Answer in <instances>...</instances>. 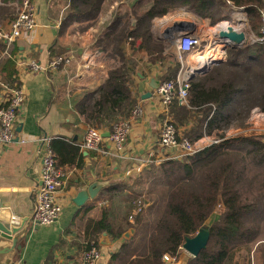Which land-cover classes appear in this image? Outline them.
Masks as SVG:
<instances>
[{
  "label": "trees",
  "instance_id": "obj_1",
  "mask_svg": "<svg viewBox=\"0 0 264 264\" xmlns=\"http://www.w3.org/2000/svg\"><path fill=\"white\" fill-rule=\"evenodd\" d=\"M105 2L68 0L62 22L98 23ZM228 7L241 8L251 29H260L264 0H149L146 4L135 0L122 12H115L113 21L104 27L95 44L109 60L107 75L96 90L75 105L84 124L110 129L117 118L130 114L137 101L133 79L138 64L133 54L137 51H142L149 62L172 61L175 66L166 77L175 79L172 71L177 70L179 63L165 52V42L153 34L154 19L187 8L195 17L214 25L226 19ZM260 35L261 31L257 36ZM4 49L5 44L0 41V87L1 83L17 84L13 62L3 54ZM253 108L264 113V39L228 47L225 59L212 62L204 73L189 79L186 103L174 101L168 115L180 134L194 142L213 130L209 135L212 138L238 120L244 123ZM52 149L62 169L80 166L83 156L78 146L58 138L53 140ZM182 158L162 161L137 175L156 176L163 187L159 190L161 195L154 198L153 192L147 191L144 197L133 187L132 195L126 194L124 212L113 217L118 226L110 225L107 212L101 211L99 230L124 239L110 253L108 264H166L164 255L176 259L185 238L193 236L218 205L222 210L210 224L206 247L190 256L185 264H251L252 251L264 254L261 137H228ZM127 183L119 180L109 190L121 191L129 187ZM246 194L252 198L248 199ZM145 203H149L147 213L142 209ZM130 227L141 229V243L135 242V235L124 238ZM91 244L100 247L95 241L87 244L84 251Z\"/></svg>",
  "mask_w": 264,
  "mask_h": 264
},
{
  "label": "crops",
  "instance_id": "obj_2",
  "mask_svg": "<svg viewBox=\"0 0 264 264\" xmlns=\"http://www.w3.org/2000/svg\"><path fill=\"white\" fill-rule=\"evenodd\" d=\"M117 2L121 8L129 7L127 0ZM19 4L20 0H0V29L9 27L17 14L13 11L14 7ZM35 4V28L12 43L6 54L3 52L13 62L14 76L17 84L23 88L25 100L15 126V136L11 143L0 150V200L7 203L12 215L27 217L34 213L42 155L38 141L21 143V140L48 137L52 144L54 139L62 138L79 147L88 127L77 114L75 105L96 90L105 79L109 67L105 52L99 51L96 45H84L80 42L83 35L78 32L68 33L69 30H66L65 33L64 29L82 23L69 20L62 22L68 0H35ZM102 15L99 22L105 21L104 26L115 17V13L108 18ZM167 15L159 20L157 26H165L163 31L173 29L178 23H191L197 19L194 15L191 17V14L187 16L182 13V17L174 19L172 15ZM156 36L161 38L160 35ZM60 53L73 55L69 66L47 72H33L21 64L29 59L44 64L50 57ZM169 54L176 59L173 48ZM133 55L138 61L137 73L133 78L136 103L142 106V115L131 121L130 131L121 150L112 147L109 136H104L101 142L104 153L79 148L83 156L80 166L61 168L65 176L56 197L62 212L51 225L33 221L29 224L19 240L21 249L17 253L23 264H80L85 246L95 241L100 245V256L96 264H108L110 253L116 251L124 241L122 238L111 237L106 230H99L100 224L97 221L103 210L107 212L110 225L118 226L113 217L119 213L118 198L125 202L126 194L133 193L130 179L144 169L158 166L169 153L158 145L159 129L164 118L169 117L168 111H163L154 95L155 89L150 84L152 80L167 78L166 75L175 66L170 60L149 62L142 51ZM178 70L179 67L172 71L174 75ZM148 93L151 95L146 97ZM100 129L104 130L103 135L109 132L107 128ZM119 180L128 182L129 187L121 191L109 190ZM100 182L103 186L94 198L89 197L82 206L72 201L78 191L88 189L92 193L90 187L94 185L95 189V184ZM148 205L142 204L144 213ZM126 231L129 234L124 235V238L135 235V242L141 243V229L137 231L135 227H130ZM104 232L110 241L108 246L99 243ZM190 256L181 248L179 256L166 264H185ZM251 264H264V254L252 251Z\"/></svg>",
  "mask_w": 264,
  "mask_h": 264
},
{
  "label": "built area",
  "instance_id": "obj_3",
  "mask_svg": "<svg viewBox=\"0 0 264 264\" xmlns=\"http://www.w3.org/2000/svg\"><path fill=\"white\" fill-rule=\"evenodd\" d=\"M239 10H241V12L243 11L240 8ZM238 13L240 14V12ZM36 15L37 9L35 0L20 1L19 10L15 18L10 22L9 27L6 29H0V41L5 44V54L7 53L8 47L12 43L35 28ZM261 15L262 21L264 22V10H262ZM194 20L195 21H192L191 23H186L187 25H185L182 29H177L175 26L173 29H167V32H165L162 36L160 35L163 41H169V43L172 44L169 49H165V52H170L173 48L176 60L179 63V70L175 75V79L165 78L160 80L158 87L154 90V95L165 113H167L169 106L174 101H178L180 104L186 103L190 76L196 69L201 68L204 65L209 66L207 63L208 59L201 62L195 57L196 55L201 54L207 49H215L217 54H219L217 58H226V49L223 50V44L218 41L217 31L221 28L225 29L229 25H231L236 31H241L237 26L231 24L228 20H223L215 24L210 30L208 29L204 32V27L199 25L197 22L198 18ZM222 22H226L225 27L220 26V23ZM263 35L264 27L262 26L260 37H253L252 41H262L264 38L261 36ZM206 37L213 41V45L209 47L206 45L204 46L205 48H201L203 47L201 44L203 42L202 40ZM128 40H131V38ZM126 45H128V43H126ZM72 61L73 55L71 53H64L50 57L44 64H41L34 59L25 60L21 62V64L23 63L33 72H47L58 68H65L69 66ZM24 100L25 93L20 85H8L1 83L0 150L11 143L15 136V126L18 122L20 110ZM142 110V106L139 103H136L128 116L119 117L111 124L110 129H108L109 140L111 141L112 147H114L117 151L123 148V144L130 131L131 121L140 117L142 115ZM251 113V121L254 124L251 128L256 130V126L261 123L259 124L254 120L263 115V113H261L258 108H253ZM239 124L240 123L237 121V123L227 126L228 128L226 130L223 128L221 133L216 134L212 138H209V135L212 134L213 130L209 133H205L194 142H190L186 137L180 134V132L169 120V117L166 116L159 129L158 145L163 149L168 150L169 153L165 159L180 158L201 150L212 143L220 142L225 137L234 136L237 130L242 129V127H239ZM218 126H223V124ZM103 131L104 130H101L100 128L88 127L79 148L87 151L94 150L104 153L105 150L101 147V142L104 139ZM32 140L40 143V153L42 155L40 165V184L38 185L36 191L32 219L33 222L37 224L51 225L59 218L62 212V206L57 200L56 192L60 189L64 181L65 173L61 167L57 165V157L52 149V144L49 138H27L22 139L21 143ZM140 207L141 205H139L137 211L140 210ZM13 221L17 222L18 218L15 217ZM99 256V247L91 244L90 247L82 253L80 264H96ZM172 259L173 258L168 255L163 256V260L165 262ZM11 264H23V262L16 257L13 259Z\"/></svg>",
  "mask_w": 264,
  "mask_h": 264
},
{
  "label": "rangeland",
  "instance_id": "obj_4",
  "mask_svg": "<svg viewBox=\"0 0 264 264\" xmlns=\"http://www.w3.org/2000/svg\"><path fill=\"white\" fill-rule=\"evenodd\" d=\"M116 1H118V0H106V2L103 5V9H102L104 17L108 18V16H110L111 14H113L115 12H122L124 10L125 7L121 8V5L118 2L116 4ZM134 1L135 0H127L129 5L131 3H133ZM142 2L146 4V3L149 2V0H142ZM19 5L14 7V10H13L14 13L18 12ZM236 9L239 10V8H237V7H228V9L226 10V15H227L226 19H223V20H228L231 24L237 26L241 31H243L244 34H245L244 44L245 43L251 44V43H253L252 38L253 37H258L257 35H259L262 26L264 27V22L262 21V18H261L260 29L257 32L253 31L251 29L250 25H249L247 14L244 11L241 12V10L238 11ZM114 10H115V12H114ZM238 12H240V14ZM172 13H174V14H172ZM172 13H168L167 16L172 15L173 16L172 18L174 19V18H177V17H182L181 14L183 13V14H187V16L191 14V17H193V13H191L187 8H183V9L181 8V9L175 11V12H172ZM161 18L154 19L153 34H155V35H161L162 36L164 34V32H167V31H163L165 29V26H161L160 28L157 27L159 25V20ZM197 22L199 23V25L204 27V29H203L204 32H206L208 29L210 30L215 25V24L211 25L207 19H199L198 18ZM219 22H221V21H219ZM104 23H105V21L98 22V23L95 22V23H92L91 25H88L87 23L82 22L81 24H77L75 26H70L69 28H66L64 30H65V33H66V30H69L68 33H77L78 32L79 34L83 35L80 38V40H81L80 42L84 43V45L90 46V44L91 45L92 44L93 45L96 44V41H97V39L99 37V34H101V32L103 31V29L105 27ZM169 26H171V25H168V27ZM175 26H177V25H175ZM170 29H172V28H169L168 30H170ZM261 37L264 38V35L261 36ZM202 41L203 42L201 44H202L203 47H201V48H205L204 46H206V45H207V47L213 45V41L211 39L207 38V37L203 38ZM171 46H172V44L169 43V41L165 42L166 49L167 48L169 49V47H171ZM213 52H216V51H213ZM261 113H263V112H261ZM251 115H252V113L248 116V119H247V121L245 123H241L240 122L241 120H238V122H240L239 127H242V129L237 130L236 134H234L233 137L245 136V135H257V136L261 137V139L264 138V113L259 118L254 120L255 122H257L259 124L261 123L260 125L256 126L257 127L256 130L251 128L254 125L252 123V121H251V117H250ZM227 138L228 137H225L223 139H227ZM170 159H174V158H168V159H165L164 161L170 160ZM183 159H185V157H183L182 160ZM155 178H156V176L152 177L150 174L144 173L139 178H138L137 175H134V177L131 178L129 182L132 181L133 187H135V190L137 192H141L144 197L146 196V192L147 191H152L154 195L153 196L151 195V197L157 198L159 195H161L159 190L163 189V187L161 186L162 185L161 182L158 181ZM133 187H132V189H133ZM245 196L248 199L252 198V197H250L252 195H249V194H246ZM148 197H149V195L146 198H148ZM118 199H119V201L117 200L118 201L117 205L118 204L119 205L117 207L118 208L117 211H119L120 215H121L122 212H124V209H122V207L124 206V202H122L121 198H118ZM158 199H160V198H158ZM221 210H222L221 205H218L217 208L215 209V211L210 215V217L207 219V221L203 225L207 226V227L208 226L210 227V224L212 223V221L214 219H216L218 212H221ZM262 238H264V225H263V230H262Z\"/></svg>",
  "mask_w": 264,
  "mask_h": 264
},
{
  "label": "water",
  "instance_id": "obj_5",
  "mask_svg": "<svg viewBox=\"0 0 264 264\" xmlns=\"http://www.w3.org/2000/svg\"><path fill=\"white\" fill-rule=\"evenodd\" d=\"M177 29H182L187 25L186 23L176 24ZM217 39L223 44V50L228 47H238L241 46L245 41V34L243 31H236L231 25L227 26L225 29H219L217 31ZM222 60L221 58L208 59L207 63L210 65L212 62ZM209 66H203L196 69L190 76L192 78L195 74L204 73ZM151 87L156 89L159 85V81L152 80ZM151 93H148L146 97H149ZM104 136H109L107 132ZM75 139V138H74ZM264 143V138L261 139ZM103 183H97L92 185L90 188L93 190L92 193L88 189H82L78 191L73 197L72 201L77 206H82L88 198H94L99 189L103 186ZM18 218L19 221H13ZM33 221L32 215L30 217L22 215H12L10 209H8L7 203L0 200V264H11L13 259L17 257V253L21 249L20 238L28 228L29 224ZM210 227L202 225L197 232L191 236L186 237L181 248L188 252L191 256H196L202 249L207 245L209 238ZM129 231L124 233L128 236ZM99 243L103 246H108L110 241L106 238V233H103V237L100 239Z\"/></svg>",
  "mask_w": 264,
  "mask_h": 264
},
{
  "label": "bare ground",
  "instance_id": "obj_6",
  "mask_svg": "<svg viewBox=\"0 0 264 264\" xmlns=\"http://www.w3.org/2000/svg\"><path fill=\"white\" fill-rule=\"evenodd\" d=\"M221 27H225L226 26V22H222L220 23ZM211 50V51H210ZM215 51V49H207L205 51H203L200 55H196L195 57L200 60L201 62L207 60V59H212V58H217L215 57V53L217 54V52H213ZM208 53V54H207ZM217 56H219V54H217ZM210 138V137H209Z\"/></svg>",
  "mask_w": 264,
  "mask_h": 264
}]
</instances>
